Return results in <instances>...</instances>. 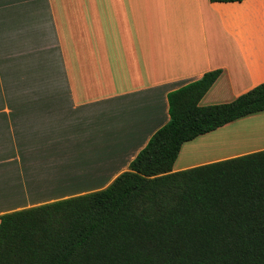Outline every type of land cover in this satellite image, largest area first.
<instances>
[{"label": "crops", "instance_id": "obj_1", "mask_svg": "<svg viewBox=\"0 0 264 264\" xmlns=\"http://www.w3.org/2000/svg\"><path fill=\"white\" fill-rule=\"evenodd\" d=\"M215 69L203 105L264 81V0H0V214L108 186L169 121V92ZM248 118L264 111L216 130ZM216 130L174 170L246 153L215 154Z\"/></svg>", "mask_w": 264, "mask_h": 264}, {"label": "trees", "instance_id": "obj_2", "mask_svg": "<svg viewBox=\"0 0 264 264\" xmlns=\"http://www.w3.org/2000/svg\"><path fill=\"white\" fill-rule=\"evenodd\" d=\"M221 72L169 92V121L108 186L0 214V264H264V148L174 170L185 142L264 111V81L201 104Z\"/></svg>", "mask_w": 264, "mask_h": 264}, {"label": "rangeland", "instance_id": "obj_3", "mask_svg": "<svg viewBox=\"0 0 264 264\" xmlns=\"http://www.w3.org/2000/svg\"><path fill=\"white\" fill-rule=\"evenodd\" d=\"M261 128H264V120L256 121L255 119L248 118L240 122H234L233 124L213 132L210 138V145L214 146L215 154H220V152L227 154L228 152L236 153L242 151H246L247 153L251 152V150H260L264 148V129ZM234 142L236 144H234ZM239 143L241 144L240 146ZM216 148L218 151H216ZM206 149V146L199 147L201 151ZM203 153H206V151Z\"/></svg>", "mask_w": 264, "mask_h": 264}, {"label": "bare ground", "instance_id": "obj_4", "mask_svg": "<svg viewBox=\"0 0 264 264\" xmlns=\"http://www.w3.org/2000/svg\"><path fill=\"white\" fill-rule=\"evenodd\" d=\"M236 139H238V138H236ZM220 141H222V140H220ZM226 141H227V140H226ZM228 141H229V140H228ZM235 141H236V140H235ZM245 141H246V140H245ZM230 142H231V141H230ZM239 142H240V141H239ZM243 142H244V141H243ZM206 143H207V142H206ZM206 143H205V144H206ZM225 143H226V142H225ZM228 143H229V142H228ZM228 143H227V144H228ZM231 143H233V142H231ZM240 143H241V142H240ZM240 143H239V146L241 145ZM234 144H236V143L234 142ZM246 144H247V143H246ZM208 145H209V144H208ZM242 146H243V145H242ZM219 149H220V148H219ZM228 149H229V148H228ZM228 149H227V150H228ZM216 151H218L217 148H216ZM230 151H231V150H230Z\"/></svg>", "mask_w": 264, "mask_h": 264}]
</instances>
